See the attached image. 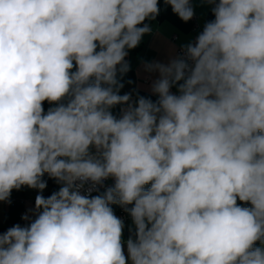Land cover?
Listing matches in <instances>:
<instances>
[{
  "label": "clouds",
  "instance_id": "obj_1",
  "mask_svg": "<svg viewBox=\"0 0 264 264\" xmlns=\"http://www.w3.org/2000/svg\"><path fill=\"white\" fill-rule=\"evenodd\" d=\"M201 3L214 19L144 62L158 98L133 101L126 57L160 0H0V202L38 190L0 264H264V0Z\"/></svg>",
  "mask_w": 264,
  "mask_h": 264
},
{
  "label": "crops",
  "instance_id": "obj_2",
  "mask_svg": "<svg viewBox=\"0 0 264 264\" xmlns=\"http://www.w3.org/2000/svg\"><path fill=\"white\" fill-rule=\"evenodd\" d=\"M192 3L195 16L203 29L207 21L214 19L211 6L201 3V0H192ZM159 6L160 14L157 18L146 22L151 26V33L146 34L139 46L130 50L126 57L131 65V70L123 77L124 87L121 89L120 94L131 92L133 101L137 99V95L150 98L153 101L158 98L151 92V84L157 78V74L146 72L143 67L144 62L160 61L167 63L170 58L177 56L178 48L191 42L193 38L190 21L185 23L180 20L172 12L171 7L164 4L163 0H160ZM171 91L178 92L177 87L174 86ZM122 107H126V105L115 106L112 109L113 114L119 117ZM52 193L50 186L47 184L43 195L48 197ZM37 194L38 190L36 189L22 187L18 191H12L11 203L0 202V229L8 225L27 223L21 217L25 214L32 217Z\"/></svg>",
  "mask_w": 264,
  "mask_h": 264
},
{
  "label": "built area",
  "instance_id": "obj_3",
  "mask_svg": "<svg viewBox=\"0 0 264 264\" xmlns=\"http://www.w3.org/2000/svg\"><path fill=\"white\" fill-rule=\"evenodd\" d=\"M191 22V26H192V33H193V38H192V41L195 40L196 36L202 31V28L200 27L199 23H198V20H197V17L194 15V18L192 20H190ZM182 53V49L181 48H178L177 50V55L181 54ZM173 93H177L178 92H173ZM105 183V186H111L114 181L110 178L108 179L107 181L104 182ZM104 190V188H101L100 191L102 192ZM92 195H97L98 193L93 191L91 193ZM112 208L114 210V213L122 218L125 222V226L129 223V221L131 220V218L128 216V214L119 206V205H112ZM21 225H24L26 223H20ZM13 225H8L6 226L5 228H2L0 229V232H4L6 231L9 227H11Z\"/></svg>",
  "mask_w": 264,
  "mask_h": 264
},
{
  "label": "trees",
  "instance_id": "obj_4",
  "mask_svg": "<svg viewBox=\"0 0 264 264\" xmlns=\"http://www.w3.org/2000/svg\"><path fill=\"white\" fill-rule=\"evenodd\" d=\"M146 22H147V21H145V23H146ZM51 106H53V105H50V104L44 102L43 107H44L45 111H47V109H48L49 107H51ZM43 179H45V180L47 181V184L50 186V191H51V192H55V191H58V190H59L60 185L57 184L56 181H55L54 179H50V178L47 176V174H45V176L43 177ZM129 234H130V233H129V229H126V228H125V229H124V238H125V240L128 238Z\"/></svg>",
  "mask_w": 264,
  "mask_h": 264
},
{
  "label": "rangeland",
  "instance_id": "obj_5",
  "mask_svg": "<svg viewBox=\"0 0 264 264\" xmlns=\"http://www.w3.org/2000/svg\"><path fill=\"white\" fill-rule=\"evenodd\" d=\"M132 222L131 220L129 221V223L125 226L126 229H129V226H131Z\"/></svg>",
  "mask_w": 264,
  "mask_h": 264
}]
</instances>
